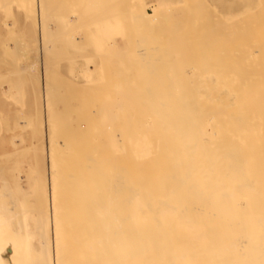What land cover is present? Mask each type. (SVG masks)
I'll return each instance as SVG.
<instances>
[{
  "label": "bare ground",
  "instance_id": "obj_1",
  "mask_svg": "<svg viewBox=\"0 0 264 264\" xmlns=\"http://www.w3.org/2000/svg\"><path fill=\"white\" fill-rule=\"evenodd\" d=\"M183 1L184 0H180L178 3H183ZM186 1L189 2L188 0ZM35 2L36 1L33 3ZM38 2L40 8L38 10H40L39 12L42 14V21L46 16V10H49V8H46L47 6L44 5V2L48 1L39 0ZM128 3H130V0ZM189 3L184 4L185 6L187 4L185 9V6L181 7L183 5L177 4L184 10L180 12L185 13V10L186 12L188 11V14L184 16L187 18L184 19L188 21H186V25L188 26L181 22L187 29L183 32L184 35L182 34V39L184 37L185 42L182 39L179 40L180 44H182V42H180L181 40L184 42L185 48H183L184 44L182 46L178 44L183 48V50L181 49L183 52L179 50V54L180 52L182 53V55L180 54L182 57L179 58L181 62L180 60L177 61L182 67L181 70H179L180 73L177 72L178 67H180L178 64V67H175L174 70L176 64L169 67L167 60L158 59L169 53L170 51L168 50H171V52L175 50L174 44L177 46L176 43L178 41H176V39V43L173 41L174 38L177 37L175 34L173 38L175 33L174 30L171 31L173 39L169 36L172 39H169L173 44V46L171 45L172 49H169V42L167 44L169 47L165 48L168 49L167 53L163 52L164 54L166 53L165 55H160L162 51L158 54L159 52L156 50V47L146 48L144 46V42L149 38L148 36H144V33L142 34L144 37L139 39L134 35L135 38L138 39L136 42L134 39L133 42L129 40L132 38L128 34L130 32L126 33L128 35L125 34V38L122 36L126 41L129 40L128 44L131 42L129 46L130 49L128 46L127 48L125 47L126 49L131 51V46H133L134 43L139 46L138 52L143 60L140 62L146 61L148 64L147 66L151 69V73L149 71L146 73L151 74V76L149 75L151 78L147 75V79H149L148 84L151 83L152 80L154 84L157 82L156 84L159 86L155 89L150 84V86H147V81L145 83L143 82L145 85L141 83L142 79L143 81L144 79L146 80L145 77L142 78V74L147 70L145 69L142 71L144 68H142L143 65L140 69L143 73L139 76L141 79L138 81V84L135 73L140 67L136 65L135 59V62L132 61L134 56H138V54L134 52L135 55L133 56V53L131 54L129 51L126 56L125 52V58L129 57V54L132 56L131 60L130 57L129 59L127 58L129 63L131 61V63H135L132 66H137L134 67L137 70L134 69L135 73L132 74L133 76L135 75V80L133 78H131V80L129 79L130 75L128 74L130 71H133L132 66L131 63L130 65L127 64V59L123 58V61H126L125 64L129 68L128 74L124 77L125 80L123 82H119L118 80L120 75H125L122 73L119 75V78L114 77L117 81L112 83L110 80L112 83L110 84L111 86H107V83H105V85L102 83L103 85L100 84L99 86L97 84L96 86V82L98 81L95 80L96 82H94L95 86L98 88H95L98 93L94 92V94H97L92 97H94L95 103H100V108L101 110L103 109L104 112L102 116H107V118L99 119V115L98 119H92L94 118L93 116L97 114V107L94 108L93 105L86 104V101L85 104L88 105L89 109L92 107L96 110L94 114H91L93 110L88 111L90 113V118L89 116L84 117V119L89 118L90 120H69V112L66 110L73 111L71 109L73 106H71L70 109V106L68 107L67 105L68 108L64 106V104H69L71 101L68 99V96H72V94L69 93L71 92L70 89L68 90L69 92L66 90L67 85H64L66 82L58 86L60 87L59 89H61V86H64V88H62L63 92L66 91V96L63 94L62 90H58L57 92L59 96L62 95V99L64 96L65 98L68 97L65 99V102L66 100H69V102H64L63 104V106L66 107L63 109L68 114L66 115L67 118L65 119L64 116L63 119V117L59 115V112H56L58 115L55 114L52 109V101L54 103V101L61 97H56L54 94L52 95V82H50L49 79L54 75H51L49 78L50 72L47 69L46 71L43 70L45 72H43L44 86H36L45 96L46 122L49 134L48 138H50L49 147L51 150V162L50 168H48L51 174V187H54V191L56 188V193H58V195L62 189V193H64L65 197H67V193H69L70 197V200L65 202L66 205L69 204L67 205L68 207L70 206L68 210L73 221H69L71 224L68 222L70 225L68 224V227H66L64 222L67 218L64 220L63 217L62 220H60L64 214L65 217L66 215H70L68 213L66 214V207H64V202L60 199V203L63 202V209L60 207L61 204L59 205L58 202L55 203V215L61 214L62 216H58L60 218L57 219H59L58 221L60 223L64 220L63 223L65 225L62 226L61 223V225L55 227L56 231L59 232L61 230L60 233L62 234L63 227L67 228L66 230L68 233L70 232V237H72L71 235L73 234H71V232L73 231L75 233L76 231L85 232L86 230L91 234L90 236L85 232L87 238H83L85 236L84 233H78V235H80L79 239L75 236L76 238H74V240L75 243H77L80 238L83 239L81 240L82 242L84 241L83 243H87L85 240H90L92 248L94 247L93 249L97 252V256L99 252L97 249H102L99 255L102 256V253H104L102 256L103 259L102 257L101 260L98 259L100 261L103 260L105 263H97L99 260L95 259L94 255H96V253H94V250V254L91 252L94 257H90L89 250L91 246H87V248L89 247V253L85 252L86 250L82 248L85 251L81 252H85L83 253L85 255L86 253L90 255L86 256L90 257L91 260L93 259V261L96 260L94 261L96 264H264V0H219V3H217L218 8L216 10L212 9L213 11L206 10L208 9L206 5L205 8H207L201 11L195 8L197 6L192 8L194 2L193 4L191 2ZM210 3H213V0ZM158 4L154 6L151 13L142 12V14L138 12L137 17L141 18V21H139L142 22L144 18L145 23L143 21V24H146V22L149 24L157 23L160 14L161 16L164 15L161 12L162 9L161 11L159 10ZM188 4L190 5L189 7L192 8H189L191 11L187 9ZM3 6L5 5L3 4ZM180 7H178V10H180ZM34 9L36 10V8ZM61 12H63V10ZM169 13H171V11ZM118 15L119 14H117V17H119ZM35 19L33 18V22L29 25V40H27L29 44L30 42L36 41L37 38H35L36 34H34L36 26ZM92 19H94V17L90 20ZM162 19H164V17H162ZM184 19L182 18L183 21ZM40 22L39 24L42 23ZM181 23L179 22L180 25ZM76 24H79V22ZM98 24H100L98 25L100 26L98 29L99 31L102 28L101 23L99 22ZM109 24L111 25V23ZM49 25L48 27L45 24L44 27H42V25L40 26L42 27V34H40L41 43L44 45V59L41 64L45 66H50L47 65L49 56V60L52 63H55L52 61L53 59L56 61L55 59L60 57L56 55L59 52L57 48L50 50L51 55V51H54L52 56L49 55V52V54L47 53L48 47L46 48L45 44L47 42V36L49 35H47L45 28H49ZM142 25L139 24V27H142ZM56 26L59 27V24ZM118 26L119 25L116 27ZM144 26L145 25H143V27ZM161 27H158V29ZM180 28L179 30L182 31ZM73 30L76 31L75 27L71 31ZM85 30H87V28ZM133 30L132 32H135V29ZM159 30L158 32H160ZM165 30H167V32L169 31L167 28ZM165 30L163 31L165 32ZM179 30L177 29L178 32ZM63 31H65V29H63ZM142 31L135 33L141 34ZM10 32L12 33V31ZM89 32H91V30H89ZM144 32L149 31L147 30ZM167 32L165 35L169 34V32ZM71 33L70 35H73ZM86 33L87 32H85V34ZM160 33L161 36L164 35H162V32ZM180 33H178V36ZM100 36L102 37V35ZM127 36L130 37L128 38ZM155 36H157V34H155L153 38H155ZM158 36H160V34ZM179 37H177V39H179ZM17 38L19 39L21 37ZM103 38L104 37H102V39ZM108 38L110 37L108 36ZM162 38L159 37V40L162 39L161 41H164L162 42L164 45H161V41H158L162 46H160V48L167 47L164 39L169 41L168 38ZM8 39L13 40L14 38L8 37ZM55 39L56 38H54L53 41ZM72 39L74 40V38ZM149 40H151L149 41L150 43L154 41L150 38ZM95 42L97 41L93 43ZM108 42L110 43L109 39ZM155 42L156 41L152 44H157V46H159V43ZM19 43L21 44L22 42ZM99 43L101 44L102 42L99 41L98 45ZM150 43L149 45L146 44V46H151ZM96 44L95 47L101 46H97ZM105 44L107 45L108 43L105 42ZM19 46L24 47V44H18L17 47ZM95 47L94 50L98 53L99 51ZM108 47H106V50L109 49ZM29 49H32V47ZM55 49H57L58 52ZM132 49L134 50L135 47ZM21 50L23 53L24 49H20V51ZM153 50H156L159 57H156L157 55L155 56L153 53L152 55L156 58L151 56L150 51ZM32 51L34 50H31V52ZM91 51L92 50H90V52ZM111 51L108 54H111ZM8 53L10 54V51ZM17 53L19 52H16V55ZM97 53H95L96 58L99 57L98 55L100 54L103 55V52L98 55ZM69 55L71 54L69 53ZM105 55L106 53L104 56ZM118 55L121 54H117V56ZM39 56L41 57V54ZM39 56L37 55L35 57L36 61ZM117 56H115V58H117ZM106 57L108 56L106 55L103 60H105ZM165 58L166 57H164V59ZM138 59L140 60V57ZM13 60L15 59L13 58ZM103 60L101 59L100 62L103 63V66L105 65L108 67V65H106L108 60L107 62L105 61L106 64ZM158 60H163V62H165L158 63ZM109 61L112 60L109 59ZM123 61L121 64H123ZM56 62L58 63V61ZM12 63L15 62L13 61ZM95 63V69H99L98 67L101 66L98 64L102 63H98L97 59ZM116 63L119 64L118 62ZM53 65L55 67V64H52V67ZM119 66L125 69L127 67L124 65L123 67L122 65ZM119 66L117 68H119ZM110 67L111 63L109 65V68ZM56 68L57 70L59 69L58 67ZM56 68L54 70H56ZM84 69L85 71L79 74L87 73L91 70L88 66H85ZM57 70L53 72H57ZM22 72H24L23 69ZM110 74L111 73H109V75ZM137 74L139 75L140 72H137ZM132 75L131 77H133ZM112 76H115V73H113ZM116 76L118 75L116 74ZM209 76H213V83L209 81ZM169 77L171 78L170 82L172 84V89H170L172 90L171 92L168 89L169 87L165 88V86L162 87V85H160L161 83L163 84L169 81ZM54 78L53 80H56L54 82H57V79H59H56V77ZM81 79H83V76ZM77 81L74 82L76 83ZM6 82H4V84ZM60 82L57 83L62 84L61 80ZM74 82H72L73 86ZM81 82L82 80L78 83L81 84ZM29 83H31V80H29ZM57 83H55L56 85L54 84V86H57ZM87 83L88 81L84 84L87 85ZM140 83L142 87H145L141 88ZM69 84L70 83H68V85ZM137 84L140 86L138 87ZM156 84L154 86H156ZM73 86L71 87L72 90ZM81 86H83V84ZM90 86L88 85V89H84L85 86L84 88L81 87V89L87 90L88 93L85 92V94L89 95L90 93L89 96L92 95ZM202 86H205V91L201 90ZM28 87L32 86L29 85ZM20 88L21 87H19V90H21ZM68 88H70V86L67 87V89ZM54 89L56 88L54 87ZM88 90L91 91L89 92ZM60 91L62 94L59 93ZM139 93L143 96L145 95V98L149 102L142 104L140 101H142L143 98L139 96ZM106 94H108V96H106ZM79 95H81V97L85 96L83 93ZM73 97L75 96L73 95ZM73 97H70V99ZM19 98L21 99V97ZM88 98L86 97L84 101ZM90 100H88V103L91 102ZM113 101L116 102L113 103ZM117 101L119 102L117 103ZM120 101L124 103H120ZM57 102L63 103L61 99L60 101L57 100ZM85 104L83 103V106ZM86 105L85 107L88 109ZM42 107V109H44V106ZM100 108L98 107V110H100ZM63 109L62 111H64ZM74 112H77V110L70 112L69 116H72ZM88 112L86 111V114ZM54 114L56 116H54ZM57 116L60 117V122L62 121L61 119H63V123L58 122L61 124V127L64 122L66 123L67 121V125L71 124L69 126H72L70 121L72 122V120H74L73 127H68V130L65 131V134L67 133L68 135L69 128H72L69 133V138H67V135L65 136L62 134L63 132L60 133L61 136L64 135V138H62L63 136L61 137L63 139V144H59L62 139H59V143L57 141V120L55 121ZM58 117L56 119H58ZM36 127L38 126H35V128ZM65 127L67 126L65 125ZM61 129L64 130L67 128L63 126ZM42 132H44V130ZM101 137H103V141L100 140ZM1 184L4 185V183ZM59 185L61 189L57 187ZM5 186L6 185H4V187L1 186L0 188V264H40L39 262L41 259L44 262L43 264H50L48 263L50 260L48 254H45L47 250L44 248L42 249V252L45 251L44 254L39 250L38 251L41 253L33 252V254L31 252V249L33 250L31 246L35 244V241L31 239V237L29 238L27 235L25 237L24 235L27 233L24 231L27 227V224L25 227V223L29 218L26 219L27 215H25V213H22V215L20 210L18 212L17 206L13 203L10 204L12 199L10 203H8L9 199L7 200V198L11 196V193ZM51 193L55 192L52 191ZM35 196L37 197V195ZM38 197L40 198V196ZM57 197L58 196L54 198L57 199ZM69 197H67V199ZM52 200L55 202L59 201ZM55 204L52 206L55 207ZM45 214L48 215V213ZM21 217L24 218L21 219L24 222V226L21 225ZM71 218L69 219L71 220ZM39 221L40 219L38 222ZM71 225L74 229L69 227ZM40 226L41 225H39V228ZM60 226H62V229H59ZM68 228L73 230L68 231ZM76 228L79 230H76ZM81 229H83V231H81ZM81 235L83 237H81ZM43 237L45 238L44 235ZM92 237L94 238L92 240L93 243L91 242ZM61 241L62 239L58 241L59 244L62 243ZM71 243L73 242L71 241ZM90 243L88 242L89 245ZM59 244L56 245L61 247ZM73 245L75 247V244ZM73 245L70 247L72 248L71 250L69 249L70 251L75 249ZM78 245L80 244L78 243ZM59 247H57L58 249L55 253L61 252V248L59 249ZM79 247L80 246H78V248ZM78 248H76L77 252H80ZM76 249L73 254L81 255V252L76 253ZM83 254L81 256H84ZM59 256L58 254L57 259L60 257L62 259V254L60 257ZM81 256L79 257L81 258ZM77 257L74 256L75 259L79 258ZM88 257H84L85 260L83 259V262L89 261L90 258ZM81 260L82 259H78L77 264ZM91 260L86 264H94ZM60 261L59 259L58 262L60 263Z\"/></svg>",
  "mask_w": 264,
  "mask_h": 264
},
{
  "label": "rangeland",
  "instance_id": "obj_2",
  "mask_svg": "<svg viewBox=\"0 0 264 264\" xmlns=\"http://www.w3.org/2000/svg\"><path fill=\"white\" fill-rule=\"evenodd\" d=\"M10 1H12V2H10ZM18 3H17V2ZM34 1H36L35 3H33ZM24 0V1H18V0H0V184L1 183H4V185H6L5 187H7V189H8V191L11 193V196H8V198H7V200L9 199V202L8 203H10V200L12 199V201H11V203L10 204H14L15 206H17L16 208H17V210H18V212H19V210H20V213L22 214H24L25 213V215H27L26 216V219L27 218H29V220H26L27 222L25 223V227H26V224H27V227H26V230H24V231H26L27 233L26 234H24L25 235V237H26V235L30 238L31 237V239H33L34 241H35V244L34 245H32L31 246V248H33V250L31 249V252L33 253H37V252H39V251H41L42 252V249L44 248L45 250H47L46 252H45V254L47 253L48 254V257H49V262L48 263H50V264H77V260L79 259H82L81 261H79L78 262V264H86L87 262L89 263V261L91 260V258L90 257H92L93 255H92V253L95 251L93 248H92V245H91V243H90V240H85V242H87V243H83L81 240H83L82 238H80V240L77 242V243H75V240H74V238H76L75 236H77V239H79V237H80V235H78V233L80 234V233H84V235L87 233V234H89L86 230H85V232L83 231V229H81V231H83V232H77L76 230H79L78 228H76V232L74 233V231L73 232H71V234H73V235H71L72 237H70V232L68 233L67 232V228H64L63 227V229H62V226H64L65 224V226L66 227H68V224L70 223L69 221H73L72 220V218L70 217L71 216V214H70V212H69V208H70V206L68 207L67 205H69V204H67L66 205V202L65 201H69L70 200V197H69V193H67L68 195H67V197H69L68 199H67V197H65V195H64V193H62V189H61V187H60V185L59 186H57V187H60V189H61V191H60V193H59V195H58V193H56L57 191H56V188H55V191H54V187L52 188L51 186H52V181H50L51 180V174L49 173V170H48V168H50V138H48V136H49V134H48V127H47V122H46V120H47V115H46V109H45V96H44V94H42L40 91H39V89L36 87V86H41V87H43L44 86V74H43V72L44 71H46V69L47 70H49V72H50V74H49V72H48V74H49V78L51 77V75H54V76H52V78H50L49 80H50V82H52L51 83V85H52V88H53V91H52V95L54 94V96H56V97H58L59 96V94H58V90H62V92H63V88H64V86H61V89H59L60 87H58V86H60V85H63L65 82H66V84H64L65 86H66V90L68 91L69 89H70V91L71 92H69L70 94H72V96H68L67 98L69 99V100H71L70 102H69V100H66V102H65V99H67V98H65V96H66V94H65V92H63V94L65 95L64 96V98L62 99V92L60 91L59 93H61L60 95L61 96H59V97H61L60 99L63 101V103H59V102H57V100L58 101H60V99H55L56 101H54V103H53V101H52V104H53V106H52V109H53V112L55 113V114H57L58 112H59V115H61L62 117H63V119H64V116H65V119L67 118V116L66 115H70V112H73V111H75V110H77V112H74L73 114H72V116H69L68 115V118H69V120L70 119H74V120H87V119H89L90 118V113L88 112V111H95V112H91V114H94V113H96V110H94V108H96L97 107V114H95L93 117L94 118H92V119H98V116H99V119H103V118H107V116H105V117H103L102 115L104 114V112H103V109L101 110V108H100V103L98 104V103H95V101H94V97H92L93 95H95V94H97L98 92H97V90L95 89V88H97L96 86H97V84H98V86L100 85V84H102V83H104V85H105V83H107L106 85L107 86H111L110 84H112L113 82H115V81H117V79L116 78H119V75L122 73V74H125V75H120V78L118 79L119 80V82H123L124 80H125V76L128 74L127 72L129 71V68H128V66L125 64L126 63V61L124 60L123 61V58H125V52H126V56H127V53H129V51L130 50H128V49H126L127 48V46H128V48L130 49V44H131V42H133L134 40H135V42L139 39V38H141V37H144V36H148L150 39H152V41L154 40V41H156L155 43H159L158 41H161L163 38L162 37H164V38H168V40L169 39H171L172 38V36H171V31L172 30H174V36H173V38L175 37V34L177 35V37H179L180 35V37H179V39H177V37L176 38H174V42L176 43V41H178L176 44H177V46H179L178 44H180L179 43V40L180 39H182V34L184 35V33L183 32H185L187 29H186V27L184 26V24L182 25V23H185V25H186V23L188 22L187 20H185L184 18H186V17H184V16H186L187 14H188V11L186 12V10H185V13L183 12H180V11H184V10H182L183 8H181V7H184L185 5V3H189V2H191L192 4H193V2H194V4H193V6H192V8L193 7H195V6H197V7H200V8H197V7H195L196 9H199V10H201V11H203L202 9H206L207 7H208V9H206V10H212V9H217L218 8V4L217 3H219V0H213V3H210V2H212V0H202V1H200V0H188L189 2H187L186 0H184L183 1V3H178V2H180V0H130V3H128L129 2V0H44V1H48V2H44L45 4V6H47L46 8H49V10L47 9L46 10V12H45V17L42 19V21H41V18H42V14L39 12L40 10H38V9H40L39 8V0ZM105 3H104V2ZM106 1H107V3H106ZM122 2V4H121V2ZM168 1H170V2H167ZM186 1V2H185ZM207 1V2H206ZM9 2V3H8ZM26 2V3H25ZM59 2V3H58ZM85 2V3H84ZM96 2V3H95ZM98 2H99V4H98ZM112 2V3H111ZM119 2V3H118ZM158 2H159V4H158ZM203 2V3H202ZM8 3V4H7ZM20 3H22V4H20ZM33 3V4H32ZM58 3V4H57ZM84 3V4H83ZM139 3V4H138ZM201 3V4H200ZM205 3V4H204ZM2 4V5H1ZM3 4L5 5V6H3ZM7 4V5H6ZM24 4V5H23ZM48 4V5H47ZM55 4V5H54ZM98 4V5H97ZM110 4V5H109ZM113 4V5H112ZM116 4V5H115ZM119 4V5H118ZM133 6H132V5ZM137 4H138V8H137ZM159 5V10L161 11V9H162V14H164L163 16H161V14H160V18L158 19V21H157V23L155 22L154 24H149V23H147L146 22V24H143L142 22L144 21V18L142 19V22H140L141 21V18L140 17H137L138 15H137V13L139 12V13H142V12H148V13H151L152 11H153V8H154V6L155 5ZM177 4H179V5H183V6H179V5H177ZM190 4V3H189ZM188 4V10H189V8H191V7H189L190 5ZM196 4V5H195ZM10 5V6H9ZM29 5V6H28ZM66 6V8H65V6ZM119 7H118V6ZM169 5V6H168ZM200 5H202V6H200ZM203 5H204V7H203ZM205 5L207 6L206 8H205ZM28 6V7H27ZM44 6V7H45ZM63 6V7H62ZM86 6V7H85ZM107 6V7H106ZM115 6V7H114ZM27 7V8H26ZM55 7V8H54ZM69 7V8H68ZM83 7V8H82ZM103 7V8H102ZM106 7V8H105ZM111 7V8H110ZM165 9H164V8ZM178 7H180V10H178L179 8ZM187 7V4H186V6L184 7V9ZM210 7V8H209ZM10 8V9H9ZM34 8H36V10L34 9ZM70 8H72V9H70ZM74 8V9H73ZM89 10H88V9ZM113 8H114V10H113ZM119 8H121V9H119ZM191 8V9H192ZM6 9H8V10H6ZM28 9V10H27ZM32 9V10H31ZM52 9H53V11H52ZM67 9V10H66ZM70 9V10H69ZM86 9V10H85ZM116 9V10H115ZM137 9H138V11H137ZM34 10H35V12H34ZM63 10V12H61ZM65 10V11H64ZM88 10V11H87ZM93 10H95V11H93ZM110 10V11H109ZM167 10V11H166ZM178 10V11H177ZM70 11V12H69ZM74 11V12H73ZM110 12V13H108V12ZM115 11H117V12H115ZM136 11V12H135ZM164 11V12H163ZM171 11V13H169ZM176 11H177V13H176ZM189 11H191V10H189ZM213 11V10H212ZM51 12V13H50ZM83 12V13H82ZM120 12V13H119ZM134 12V13H133ZM172 12H174V13H172ZM193 12V11H192ZM100 13V14H99ZM114 13H116V14H114ZM160 13V12H159ZM213 13V12H212ZM211 13V14H212ZM37 14V15H36ZM58 14V15H57ZM66 14V15H65ZM82 14V15H81ZM102 14V15H101ZM105 14V15H104ZM113 14V15H112ZM117 14H119L118 16L119 17H117ZM143 14V13H142ZM141 14V15H142ZM169 14V15H168ZM191 14V13H190ZM34 15H35V17H34ZM60 15V16H59ZM64 15V16H63ZM68 15V16H67ZM115 15V16H114ZM167 15V16H166ZM55 16V17H54ZM98 16V17H97ZM113 16V17H112ZM131 16V17H130ZM172 16V17H171ZM40 17V18H39ZM65 17V18H64ZM94 17V19H92V20H90L91 18H93ZM105 17V18H104ZM107 17V18H106ZM142 17V16H141ZM162 17H164V19H162ZM168 17V18H167ZM12 18V19H11ZM35 19V23H36V26H38V27H36L35 26V32H34V34H36L35 35V38H36V41H33V42H30V44L27 42V40H29V25H30V23H32L33 22V20L32 19ZM52 18V19H51ZM54 18V19H53ZM96 18V19H95ZM104 18V19H103ZM109 18V19H108ZM116 18V19H115ZM130 18V19H129ZM139 18V19H138ZM170 18H171V22H170ZM182 18L184 19V21L182 20ZM47 19V20H46ZM87 19H88V21H87ZM98 19V20H97ZM173 19V20H172ZM187 19V18H186ZM44 20V21H43ZM119 20V21H118ZM131 20V21H130ZM134 20V21H133ZM140 20V21H139ZM161 20V21H160ZM163 20H167V21H163ZM180 20V21H179ZM42 23H41V22ZM51 21V22H50ZM72 21H73V23H72ZM92 21H93V23H92ZM96 21V22H95ZM139 21V22H138ZM172 21H173V23H172ZM178 21V22H177ZM187 21V22H186ZM39 22L41 23V24H39ZM45 22V23H44ZM47 22V23H46ZM79 22V24H76V23H78ZM80 22H81V24H80ZM88 24H87V23ZM101 23V28L102 29H100L99 31H98V29H99V27L100 26H98V25H100V24H98V23ZM103 22H104V24H103ZM108 22V23H107ZM118 22V23H117ZM137 22V23H136ZM170 22V23H169ZM179 22L181 23V25L179 24ZM6 25H5V24ZM35 23H33V24H35ZM45 25H47V27H48V25L50 26L49 28H47L46 26V32H47V35H49V36H47V42H46V44H45V47L47 48L48 47V49H47V53L49 52L50 53V50L51 49H53L54 50V48H57L58 49V51H57V49H55L57 52H58V54H56L57 55V57H59L60 59H62V60H60L59 58H57V59H55L56 61H58V63L56 62V61H54V59L52 60L53 62H55V63H52L50 60H49V58H50V56L49 55H51V53L48 55L49 57H48V61H47V65H50V66H45L44 64H41V63H43V59H44V45L41 43V35L40 34H42V27H44V24ZM84 23V24H83ZM86 23V24H85ZM95 23V24H94ZM97 23V24H96ZM106 23V24H105ZM109 23H111V25L109 24ZM144 23H145V21H144ZM167 23V24H166ZM172 23V24H171ZM39 24V25H38ZM59 24V27H57L56 25H58ZM70 24V25H69ZM130 24V25H129ZM133 24V25H132ZM136 24V25H135ZM139 24L140 25H145L144 27H143V25H142V27H143V29H142V27L140 26L139 27ZM157 24V25H156ZM162 24V25H161ZM165 24V25H164ZM171 26H170V25ZM42 25V27H40ZM88 25V26H87ZM94 25V26H93ZM96 25V26H95ZM117 25H119L118 27H116ZM159 25V26H158ZM167 25V26H166ZM169 25V26H168ZM173 25V26H172ZM70 26V27H69ZM93 26V27H92ZM103 26V27H102ZM130 26V27H129ZM149 26V27H148ZM156 26H158V27H161V26H163V27H161V28H159L158 29V27H156ZM183 26H184V28H183ZM186 26H188V25H186ZM12 27V28H11ZM40 27V28H39ZM62 27H63V29H65V31H63V29H62ZM75 27V29H76V31H71L73 28ZM114 27H116V28H114ZM133 27V28H132ZM181 27V28H180ZM60 28V29H59ZM70 28V29H69ZM87 28V30H85ZM89 28V29H88ZM104 28V29H103ZM109 28V29H108ZM119 28H120V30H119ZM138 28V29H137ZM157 28V29H156ZM167 28L169 31V34H166L165 35V33L167 32V30H165V29ZM170 28V29H169ZM179 28L182 30V31H180L179 30ZM68 29V30H67ZM133 29H135V32H141L142 30V33L140 34V33H135V32H132V30ZM137 29V30H136ZM149 31V32H144V31H147V30ZM154 29H156V30H154ZM177 29L179 30V32L177 31ZM12 31V33L10 32V31ZM40 30V31H39ZM62 31V33H61V31ZM67 30V31H66ZM83 30V31H82ZM89 30H91V32H89ZM151 30H153V31H151ZM158 30L160 31V32H162V35L163 36H161V33L160 32H158ZM163 30H165V32L163 31ZM52 31V32H51ZM98 31V32H97ZM100 31H101V33H100ZM107 31V32H106ZM114 31H115V33H114ZM134 31V30H133ZM41 32V33H40ZM50 32V33H49ZM64 32V33H63ZM67 32V33H66ZM72 32V33H71ZM74 32H75V35L77 36H75L74 35ZM85 32H87L86 34H85ZM89 32V33H88ZM121 32V33H120ZM128 32H130V33H134L133 34V36L135 35L137 38H135V36H134V38H133V36H132V34H130V33H128ZM156 32V33H155ZM158 32V33H157ZM167 32V33H168ZM181 32V33H180ZM52 33V34H51ZM70 33L71 34H73V35H70ZM90 33H91V35H90ZM97 33H100V34H97ZM105 33V34H104ZM122 33H123V35H122ZM126 33H128L132 38H130L129 40H131V42H130V44H128V41L129 40H127L126 41V39H124L125 38V34ZM144 33V36H142V34ZM145 33H147V34H145ZM153 33V34H152ZM172 33V34H173ZM178 33H180L179 34V36H178ZM53 35V36H51V35ZM95 36H94V35ZM128 34H126V35H128ZM155 34H157V36H155V38H153V36L155 35ZM160 34V36H158ZM20 35V36H19ZM100 35H102V37H104L103 39H102V37L100 36ZM137 35H139V36H137ZM108 36L110 37V38H108ZM122 36H124V38L122 37ZM129 36V37H130ZM151 36V37H150ZM166 36V37H165ZM169 36H171V38L169 37ZM8 37L9 38H11V37H13L14 39H15V37H16V41L13 39H8ZM17 37H21V38H17ZM39 37V38H38ZM53 37V38H52ZM115 37V38H114ZM128 37V36H127ZM128 37V38H129ZM147 37V38H148ZM159 37L160 38H162L161 40H159ZM54 38H56L54 41H53V39ZM71 38V39H70ZM72 38H74V40H76V41H74ZM89 38V39H88ZM123 38V39H122ZM127 38V39H128ZM149 38L148 39H146L147 41H145L144 43H145V47L147 48H150V47H156L157 49V51L159 52L158 54H160V52L162 53V54H160V55H163L164 53L163 52H166L167 53V50L168 49H165V48H168L169 46V49H172L171 47L173 46V44H172V39L171 40H169V41H167V39H164L165 40V44H166V46L167 47H164V48H160V46L161 45H164L162 42H164V41H161V43H159L158 45L159 46H157V44H152V43H150L149 41H151V40H149ZM21 39V40H20ZM40 39V40H39ZM108 39L110 40V43L108 42ZM112 39V40H111ZM134 39V40H133ZM175 39H176V41H175ZM6 40V41H5ZM102 40V41H101ZM182 40H184V37H183V39ZM180 41V42H182V44H180L181 46L184 44V42H185V40H184V42L183 41ZM12 41V42H11ZM17 41H19V42H22L23 44H24V47H17V45L19 44V45H23L22 43L20 44L19 42H17ZM73 41V42H72ZM81 41V42H80ZM84 41V42H83ZM88 41V42H87ZM94 41H97V42H95V43H93ZM102 42L103 43V46H102V43L100 44L99 43V45H98V42ZM167 41V42H166ZM6 42V43H5ZM38 44H37V43ZM58 42H60V43H58ZM76 42H77V44H76ZM78 42H79V44H78ZM105 42L106 43H108L107 45L105 44ZM170 42V45L168 46L167 44ZM16 43V44H15ZM18 43V44H17ZM25 43H26V45H25ZM62 43V44H61ZM63 43H64V45H63ZM82 43V44H81ZM85 43V44H84ZM97 43V44H96ZM113 43V44H112ZM114 43H115V45H114ZM149 43L151 44V46H148L149 45ZM48 44V45H47ZM74 44H75V46H74ZM95 44L97 45V46H100V47H95ZM133 44V43H132ZM146 44H148L147 46H146ZM161 44V45H160ZM42 45V46H41ZM92 45H94V46H92ZM172 45V46H171ZM61 46V47H60ZM109 46V47H108ZM114 46H115V48H114ZM135 47V51L132 49V48H134ZM133 46H131L132 48H131V54L134 56L135 54H138V56L137 55H135L134 56V58H133V60L132 61H134V59H135V61H136V65L138 66V67H140V68H138L139 70H137L136 68H134L135 66H132V65H134L135 63H131V61H130V63H131V66H132V70L133 71H130L129 72V74L128 75H130L129 76V79L131 80V78H133L134 80H135V75H136V81L138 82V81H140V79L141 78H139V76H141V74L143 73L142 71H144L145 69H147V70H145V73L144 74H142V78H146V80L144 79V81H143V79H142V84L143 85H145L144 83L147 81V84H148V81H149V79H147L148 78V76L150 75L151 76V69H149L150 67L149 66H147L148 64H147V62L145 63V62H140V61H143L142 59H141V55L139 54V46L138 45H136L135 43L133 44ZM137 46H138V48H137ZM175 44H174V49L175 50H173V52H171V50H168V51H170L169 53H165L164 55L165 56H161L162 58H158V59H163V60H167V63H169V67H172L173 65H175L174 66V70H175V67H178V65H179V62L177 63V61H179L180 59L179 58H181L182 56H180V54L182 55V53L181 52H183L182 50H183V48H185V44H184V46H183V48L181 47V46H179V47H177ZM32 47V49H29V48H31ZM81 47V48H80ZM94 47L96 48V49H98V53L94 50ZM106 47H108L107 49L108 50H106ZM126 47V48H125ZM162 47V46H161ZM181 47V48H180ZM37 48H39V49H37ZM105 48V49H104ZM137 48V49H136ZM20 49H24L23 51V53H22V50L20 51ZM36 49H37V52H36ZM42 49V50H41ZM67 49V50H66ZM92 50L91 52H90V50ZM182 49V50H181ZM30 52H29V51ZM31 50H34V51H32L31 52ZM41 52H40V51ZM49 50V51H48ZM66 50V51H65ZM89 50V51H88ZM94 50V51H93ZM105 50V51H104ZM112 50V51H111ZM114 50V51H113ZM136 50H137V53H136ZM156 50H153V51H150L151 53V56L152 57H154V58H156V57H159L158 56V54H157V52H156ZM179 50L181 51L180 52V54H179ZM7 51V52H6ZM10 51V54L8 53ZM103 53H102V52ZM112 52L111 54H108L109 52ZM120 51V52H119ZM12 52V53H11ZM16 52H19V53H17V55H16ZM52 52V55H53V52L54 51H51ZM62 52H63V54H65V55H63L62 54ZM65 52V53H64ZM67 52H68V54H67ZM94 52V53H93ZM106 53V55L108 56V57H106L105 58V60H103V58L106 56H104V54ZM114 52H115V54H114ZM134 52H135V54H134ZM14 53V54H13ZM25 53V54H24ZM69 53L72 55H69ZM73 53V54H72ZM95 53H97V55L98 54H100V53H102L103 55H98L99 57H97L96 58V55H95ZM152 53L156 56H154V55H152ZM176 53V54H175ZM41 54V57L39 56ZM75 54V55H74ZM117 54H121V55H118L117 56ZM173 54V55H172ZM9 55H11V56H9ZM13 55V56H12ZM39 56V57H37V61H36V59H35V57L36 56ZM51 55V56H52ZM55 55V54H54ZM55 55V56H56ZM68 55V56H67ZM88 55V56H87ZM93 55V56H92ZM110 55V56H109ZM117 56V58H115V56ZM168 55V56H167ZM27 56H28V58H27ZM54 56V57H55ZM71 56V57H70ZM101 56H103V57H101ZM113 56V57H112ZM124 56V57H123ZM129 57H130V60L132 59V56L129 54L128 55ZM34 57V58H33ZM53 57V58H54ZM64 57H66L67 58V60H66V58H64ZM70 57V58H69ZM110 57V58H109ZM118 57H119V61H118ZM122 57V58H121ZM129 57H126L125 59H129ZM136 57H140V60L138 59V58H136ZM164 57H168L167 59L165 58L164 59ZM177 58V60H176V58ZM13 58L15 59V60H13ZM64 58V59H63ZM115 59V60H113V59ZM29 59V60H28ZM59 59V60H58ZM79 59H80V61H79ZM97 59V62L98 63H102V62H100V60L102 59L103 60V62L105 63V61L107 62V60H108V63L106 64V65H108V67H106L105 65L103 66V63L102 64H98V65H100L101 67H98L99 69H95V65L94 64H96L95 63V60ZM109 59L110 60H112V61H109ZM128 59H127V61H128ZM117 60V61H116ZM163 60H161V61H159L158 63H164L163 62ZM10 61H14L15 63H12V62H10ZM118 62L119 64H117L116 62ZM122 61H123V64H121L122 63ZM134 61V62H135ZM175 61V62H174ZM51 62V63H50ZM180 62H181V60H180ZM33 63V64H32ZM110 63H111V67L109 68V65H110ZM117 65H116V64ZM130 63H129V61L127 62V64H129L130 65ZM142 63H144V64H142ZM13 64H15V65H13ZM52 64H55V67H54V65H53V67H52ZM68 64V65H67ZM80 64V65H79ZM141 64V65H140ZM178 64V65H177ZM181 64V63H180ZM114 65H115V67H114ZM119 65H122V67H123V65L124 66H127L126 67V69L125 68H120V66ZM140 65V66H139ZM143 65V66H142ZM16 66V67H15ZM18 66V67H17ZM20 66V67H19ZM78 66V67H77ZM85 66H88L89 68H91V70L90 71H88L86 74L85 73H83V74H79L80 72L82 73V72H84L85 71ZM119 66V68H117ZM136 66V67H137ZM141 66H142V68H143V70L142 71H140V69H141ZM180 66V65H179ZM42 67V68H41ZM46 67V68H45ZM56 67H58L59 69L57 70V68ZM107 69H106V68ZM56 68V70H57V72H53V71H56V70H54ZM75 68V69H74ZM109 68V69H108ZM131 68V67H130ZM181 66L180 67H178V69H177V72H179V70H181ZM18 69V70H17ZM22 69H23V71L24 72H22ZM26 69H29V70H26ZM120 69V70H119ZM134 69H136L137 71H136V73H135V71H134ZM41 70V71H40ZM44 70V71H43ZM83 70V71H82ZM111 70V71H110ZM126 70V71H125ZM20 71H21V73H20ZM66 71V72H65ZM77 71V72H76ZM147 71V72H146ZM148 71L150 72L149 74H146V73H148ZM19 72V73H18ZM51 72H53V73H51ZM91 72V73H90ZM120 72V73H119ZM137 72L139 73L140 72V74L138 75L137 74ZM12 73H13V75H12ZM45 73V72H44ZM56 73V74H55ZM109 73H111L110 75H109ZM113 73H115V76H112L113 75ZM119 73V74H118ZM135 73V75L133 76L132 74H134ZM180 73V72H179ZM15 74V75H14ZM72 74V75H71ZM116 74L118 75V76H116ZM6 75V76H5ZM41 75V76H40ZM56 75H58V76H56ZM83 76V79H81L82 78V76ZM131 75L133 76V77H131ZM148 75V76H147ZM19 76V77H18ZM65 76V77H64ZM77 76V77H76ZM110 76H112V77H110ZM138 76V77H137ZM149 76V78H151ZM41 77V78H40ZM54 77H56V79L57 78H59V79H57V82H60V80L62 81V84H58L57 82H54V81H56V80H53V79H55ZM114 77H116V78H114ZM63 78V79H62ZM85 78H86V80H85ZM112 78V79H111ZM126 78H128V77H126ZM170 78V77H169ZM7 79H9V80H7ZM67 81H66V80ZM94 79V80H93ZM114 79V80H113ZM120 79H121V81H120ZM132 79V80H133ZM139 79V80H138ZM209 81L211 82V83H213V76H209ZM29 80H31V83H29ZM63 80H65V81H63ZM78 80V81H77ZM80 80H82V82H81V84H79L78 82H80ZM100 81L99 83L98 82H96V81ZM110 80H111V82H110ZM169 81H167L166 83H161L160 85H162V87H164L165 86V88H167V87H169L168 89H169V91L171 92L172 90H170V89H172V84H171V78L170 79H168ZM7 81V82H6ZM74 81H77L76 83L74 82ZM86 81H88V83H87V85H85L84 83H86ZM102 81V82H101ZM4 82H6L5 84H4ZM35 82V83H34ZM40 82V83H39ZM54 82V83H53ZM72 82H74V86H73V83ZM94 82H96V86H95V84H94ZM109 82V83H108ZM144 82V83H143ZM152 80H151V83H149L150 85H152L153 86V88H155L156 89V87H158L159 85H157L156 83L157 82H155V84H156V86H154L155 84H154V82H153V84H152ZM18 83V84H17ZM22 83V84H21ZM55 83H57V86H54V84ZM61 83V82H60ZM68 83H70L69 85H68ZM78 83V84H77ZM140 83V87L141 88H143V87H145V86H143L142 87V84ZM71 84H72V86H73V90L71 89ZM83 84V86H81ZM138 84H139V82H138ZM138 84H137V86H138ZM147 85V86H150V85ZM168 84V85H167ZM171 84V85H170ZM20 85V86H19ZM32 86V87H28V86ZM56 85V84H55ZM88 85L91 87V96H89L90 95V93H89V95L88 94H85V92H87V90L85 91V90H83V88H84V86H85V88L84 89H88L89 87H88ZM103 85V84H102ZM167 85V86H166ZM10 86V87H9ZM21 87L20 89L21 90H19V87ZM70 86V88H68L67 89V87H69ZM106 86V87H107ZM138 86V87H139ZM151 86V87H152ZM8 87H9V89H8ZM54 87L57 89H54ZM58 87V88H57ZM63 87V88H62ZM81 87H83L82 89H81ZM161 87V86H160ZM17 89V90H16ZM82 91H81V90ZM98 89V88H97ZM201 90L203 91H205V86H202L201 87ZM73 91V92H72ZM89 91V90H88ZM89 91V92H90ZM10 92V93H9ZM67 92V93H68ZM94 92H97V93H95L94 94ZM21 93V94H20ZM68 93V94H69ZM80 93H83L85 96L83 97H81V95H79ZM88 93V92H87ZM42 95V96H41ZM73 95L75 96V97H73ZM111 95V94H110ZM88 96H89V98H88ZM106 96H108V94H106ZM139 96H141L143 99H142V101H140L142 104H146L147 102H149L146 98H145V95L143 96L141 93H139ZM19 97H21V99L19 98ZM42 97V98H41ZM70 97H73L72 99H70ZM81 97V98H80ZM88 98V99H86L85 101H84V99L85 98ZM74 98H75V100H74ZM91 99V100H90ZM43 100V101H42ZM52 100H53V98H52ZM88 100H90L91 102H89V103H91V104H89L88 103ZM84 101V102H83ZM87 101V102H86ZM57 102V103H56ZM64 102L65 103H67V102H69V104L67 103V104H64ZM85 102H86V104H88V105H93V107L94 108H90L89 109V107H88V105H86L85 104ZM114 102H116V101H113V103ZM119 101H117V103H118ZM123 102V101H122ZM121 101H120V103H122ZM137 102V101H136ZM156 102V101H155ZM169 102H171V101H169ZM83 103L88 107V109H86V107H85V105L83 106ZM107 103V102H106ZM124 103V102H123ZM43 104V105H42ZM63 104H64V106H66L67 107V105H68V107H69V109L71 108V106H73L71 109L73 110V111H70V110H66V111H68L69 113L67 114V112H65V108L66 107H64L63 106ZM78 104V105H77ZM79 105H80V107H79ZM42 106H44V109H42L43 107ZM67 107V108H68ZM98 107L100 108V110H98ZM64 108V109H63ZM75 108H78V109H75ZM62 109L64 110V111H62ZM86 111L88 112L87 114H86ZM98 111H99V113H98ZM101 111V112H100ZM45 112V113H44ZM57 112V113H56ZM62 112V113H61ZM39 115H38V114ZM75 113H77V114H75ZM37 114V115H36ZM54 114V116H56ZM64 114V115H63ZM79 114H81V115H79ZM20 117H19V116ZM27 115H29V116H27ZM58 115V114H57ZM97 115V116H96ZM18 116V117H17ZM40 116V117H39ZM77 116H79V117H77ZM83 117V118H81V117ZM89 116V118H85L84 119V117H88ZM27 117V118H26ZM58 117V116H57ZM56 117V118H57ZM72 117V118H71ZM92 117V116H91ZM30 118V119H29ZM55 118V121H56V136H57V141H58V143H59V139H62V138H64V135L66 136L67 135V133L65 134V131L66 130H68V127H73V125H74V120H72V122L70 121V123H72V126H69V125H71V124H69V125H67V122L65 123L64 122V124L62 125V127L60 126L61 124V122L63 121V119H61L62 121L60 122V117H58V119H56ZM23 119V120H22ZM25 119V120H24ZM37 122H36V121ZM38 120H39V122H38ZM90 120V119H89ZM28 121V122H27ZM58 122H60V123H58ZM16 125H15V124ZM63 123V122H62ZM26 124H28V125H26ZM41 127H40V126ZM44 127H43V126ZM65 125L67 126V127H65ZM24 126V127H23ZM35 126H38V127H36L35 128ZM63 126H64V128H67V129H61V128H63ZM47 127V128H46ZM13 128H15V129H13ZM31 128H32V130H31ZM42 128V129H41ZM40 130V131H37V130ZM44 130V132H42ZM62 130V131H61ZM70 130H72V128H69V131H68V135H67V138H69V133H70ZM61 131V132H60ZM40 132V133H39ZM47 133V135H46V133ZM63 132V133H62ZM60 133H62V134H64V135H60ZM62 137V138H61ZM67 138H66V140H67ZM49 140V141H48ZM100 140L101 141H103V137H101L100 138ZM57 143V144H58ZM65 143V142H64ZM33 144V145H32ZM48 144V145H47ZM56 144V145H57ZM59 144H63V139L60 141V143ZM68 144V143H67ZM65 145V144H64ZM59 146H61V145H59ZM61 148V147H60ZM23 150V151H22ZM35 150V151H34ZM47 151V152H46ZM48 153V154H47ZM48 155V156H47ZM47 161H46V160ZM47 164V165H46ZM42 182H43V184H42ZM42 184V185H41ZM48 184V185H47ZM49 184H51V185H49ZM4 185L3 184H1V186H3L4 187ZM1 186H0V188H1ZM50 186V187H49ZM49 187V188H48ZM3 189H5V188H3ZM2 189V190H3ZM7 189H6V192H7ZM51 191H50V190ZM58 190V189H57ZM4 191V190H3ZM50 191V192H49ZM55 192V193H51V192ZM59 191V190H58ZM66 191H68V190H66ZM69 192V191H68ZM45 193V194H44ZM62 193V194H61ZM52 194V195H51ZM55 194H57V195H55ZM35 195H37V197L38 196H40V198L38 197H36ZM61 195H62V197H61ZM53 196V197H52ZM56 196H58L57 197V199H55L56 198ZM11 197V198H10ZM36 197V198H35ZM55 197V198H54ZM54 199V200H59V201H53L52 199ZM40 199V200H39ZM60 199H61V201H63L64 202V207H66V214L68 213V214H70V215H66V217H65V214H64V216H62L61 214H57V215H55L56 214V204L55 203H57L58 202V204L60 205V207H61V209H63L62 208V203H60ZM36 200H37V202H38V204H37V202H36ZM40 201V202H39ZM53 201V202H52ZM55 204V207H53L52 205H54ZM37 205V206H36ZM52 207H51V206ZM66 205V206H65ZM36 207V208H35ZM32 209V210H31ZM33 209H34V211H33ZM36 210V211H35ZM51 210H52V212H53V214H52V212H51ZM68 210V211H67ZM38 212H40V213H38ZM45 213H48V215L47 214H45ZM22 214V215H23ZM52 214V215H51ZM28 215H30V216H28ZM47 215V216H46ZM51 215V216H50ZM53 215H54V217H53ZM62 216L61 218L60 217H58V216ZM40 216V217H39ZM50 216V217H49ZM42 217H44V218H42ZM46 217V218H45ZM64 217V220H65V218H67L68 219V221H67V219H66V221L64 222V220L63 221H61V223H62V226H60L59 227V229H62V234H63V236H62V234L60 233V231L59 232H57L56 231V228L55 227H58L59 225H61V223L58 221L59 219H57V218H60V220H62V218ZM32 218V219H31ZM38 218V219H37ZM42 218V219H41ZM69 218H71V220L69 219ZM21 219H24L23 217H21L20 218V222H21V225L22 226H24V222H23V220H21ZM40 219V223L38 222V220ZM55 219H57V220H55ZM48 220V221H47ZM31 221V222H30ZM33 222H34V224H33ZM44 222V223H43ZM55 222V223H54ZM65 224H64V223ZM69 222V223H68ZM30 223V224H29ZM57 223H58V225H57ZM37 226H36V225ZM41 225L40 226V228H39V225ZM56 224V225H55ZM71 224V223H70ZM69 224V225H70ZM45 225V226H44ZM50 226V227H49ZM53 226V227H52ZM69 227H71V228H73L74 229V227L71 225V226H69ZM24 228V227H23ZM48 228V229H47ZM69 229L68 231H70V230H73V229ZM25 229V228H24ZM65 230H66V232H65ZM43 231V232H42ZM25 233V232H24ZM61 235H60V234ZM67 234V235H66ZM43 235L45 236V238L43 237ZM61 237H60V236ZM90 236H91V234H89ZM90 236H89V238H90ZM27 237V238H28ZM43 237V238H42ZM56 237V238H55ZM58 237V238H57ZM60 237V238H59ZM81 237H83L82 235H81ZM86 237V235L83 237V238H85ZM96 237V236H95ZM87 238V237H86ZM88 238V239H89ZM44 239V240H43ZM62 239V243H60L59 244V242L58 241H60ZM76 239V240H77ZM94 238L92 237V239H91V242L93 243V240ZM73 242V243H71V241ZM82 242V244H81V242ZM68 242V243H67ZM88 242L90 243V245L88 244ZM78 243L80 244V245H78ZM59 244L61 247H59V246H57V245ZM73 244H75V247H74V245ZM86 244H88V245H86ZM72 245H73V247L76 249V248H78V246H80L78 249H79V251L81 252V251H85V252H87V253H89L90 255H88L87 253H86V255H88V256H90V257H88V256H86L85 254H83V253H85V252H77V249H76V253H80L81 255L83 254L84 256H81V255H79V254H73V252L75 251V249L74 250H72V251H70L72 248H70V247H72ZM84 246V247H83ZM87 246H91L90 247V250H89V247L87 248ZM57 247H59V249L61 248V252L59 251V253H55L56 251H57ZM87 249H86V248ZM81 248V249H80ZM82 248H84V249H82ZM41 249V250H40ZM70 249V250H69ZM39 250V251H38ZM88 250H89V252H88ZM92 250V251H91ZM94 250V251H93ZM97 251H99L98 252V256H100V257H98L97 256V252L95 251L94 253H96V255H94L95 256V259L97 260L98 258L101 260V257L103 256V254L104 253H102V256L101 255H99V253L102 251V249L101 250H99V249H97ZM29 252V251H28ZM30 252V253H31ZM41 252H39V253H41ZM44 252H42L43 254H44ZM92 252V253H91ZM33 253V254H34ZM62 254V259H61V254ZM75 253V252H74ZM93 253V254H94ZM46 254V255H47ZM55 254V255H54ZM58 254L60 255L59 257V259L61 260L60 261V263L58 262L59 261V259H57L58 258ZM69 254V255H68ZM81 256V258L79 257V256ZM54 256V257H53ZM74 256H78L77 258L78 259H75L74 258ZM93 256V257H94ZM84 257L86 258V257H88V258H90L89 259V261H87V262H83V259H84ZM42 258V257H41ZM53 258H54V260H53ZM87 258V259H88ZM67 259V260H66ZM74 259V260H73ZM86 259V260H87ZM98 259V260H99ZM102 259H103V257H102ZM104 259H105V257H104ZM76 260V261H75ZM85 260V259H84ZM96 260H94V261H96ZM98 261L97 263H100V262H103V260L102 261ZM74 263H73V262ZM93 261V259L91 260V262ZM92 262V263H94V264H96V262ZM105 261V260H104ZM58 262V263H57ZM40 264H43L44 262H43V260L41 259L40 260V262H39ZM103 263H105V262H103ZM91 264V263H90ZM102 264V263H101ZM107 264V263H106Z\"/></svg>",
  "mask_w": 264,
  "mask_h": 264
}]
</instances>
